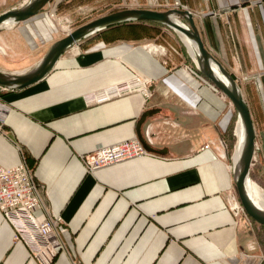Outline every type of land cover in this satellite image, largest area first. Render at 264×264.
Returning <instances> with one entry per match:
<instances>
[{"label": "crops", "instance_id": "1", "mask_svg": "<svg viewBox=\"0 0 264 264\" xmlns=\"http://www.w3.org/2000/svg\"><path fill=\"white\" fill-rule=\"evenodd\" d=\"M27 1L0 0V15ZM131 8L192 13L204 48L248 106L250 178L264 190V0H50L0 25V70L23 74L72 30ZM135 80L119 96L86 99ZM0 102V168H32L60 219L66 247L48 264H264V225L241 210L233 182L236 110L175 29L150 21L102 28L40 80L0 86ZM138 128L155 152L88 169L95 150L134 139ZM0 264H41L1 215Z\"/></svg>", "mask_w": 264, "mask_h": 264}, {"label": "water", "instance_id": "2", "mask_svg": "<svg viewBox=\"0 0 264 264\" xmlns=\"http://www.w3.org/2000/svg\"><path fill=\"white\" fill-rule=\"evenodd\" d=\"M50 0H28L21 7L9 10L0 15V25L3 22H19L38 13ZM173 15L182 17L187 26L180 25ZM127 21H150L167 25L183 33L195 46V58L200 72L208 78L230 100L239 117L244 135L239 157L233 169V182L245 213L255 222L264 225V209L256 206L248 194L246 187L250 179V166L255 149V130L252 118L240 89L213 56L204 48L195 26L193 15L185 9L172 8L166 11H156L144 8L123 9L96 18L72 30L65 37L55 41L45 53L41 61L29 71L12 75L0 70V86L7 89H18L28 86L43 78L53 67L57 59L74 43L85 36L107 26ZM137 137L145 149L155 152L143 139L139 128Z\"/></svg>", "mask_w": 264, "mask_h": 264}, {"label": "built area", "instance_id": "3", "mask_svg": "<svg viewBox=\"0 0 264 264\" xmlns=\"http://www.w3.org/2000/svg\"><path fill=\"white\" fill-rule=\"evenodd\" d=\"M137 83L135 80L113 85L101 94L87 95L86 99L89 103H95L119 96L126 91V87ZM6 111V105L0 102V120ZM207 147V144L204 145V148ZM148 151L138 137H134L130 141L95 150L86 158V164L89 170H94L127 156ZM36 211H40L41 216ZM0 215L12 229L14 242L22 244L29 257L41 264H48L56 251L66 247L62 240L60 219L50 213L45 193L34 176V170L26 164L0 168Z\"/></svg>", "mask_w": 264, "mask_h": 264}, {"label": "bare ground", "instance_id": "4", "mask_svg": "<svg viewBox=\"0 0 264 264\" xmlns=\"http://www.w3.org/2000/svg\"><path fill=\"white\" fill-rule=\"evenodd\" d=\"M173 19L175 21H177V23H179L180 25L183 26V24L179 20H177V18L173 17ZM176 31L180 35L181 39L184 41V43L187 46L188 51L190 52V54L193 57H195V51H196L195 50V46L192 44V42L183 33H181L178 30H176ZM236 122H237V124H236L237 146H236V151H235V154H234V166H235V163H236V161H237V159L239 157L241 143H242V139H243V135H244L243 127H242L241 121H240L238 116H237V121ZM246 187H247V190H248V194H249L250 198L252 199V201L254 202V204L256 206L264 209V192H263V190L259 186L254 184L252 182L251 178L247 181Z\"/></svg>", "mask_w": 264, "mask_h": 264}, {"label": "rangeland", "instance_id": "5", "mask_svg": "<svg viewBox=\"0 0 264 264\" xmlns=\"http://www.w3.org/2000/svg\"><path fill=\"white\" fill-rule=\"evenodd\" d=\"M86 18H84V20H85ZM236 124H237V122L235 123V126H234V133H235V137H236V143H237V136H236ZM235 143V144H236ZM234 152H235V149H234ZM252 182L254 183V184H256L257 186H259L254 180H252ZM260 187V186H259ZM261 188V187H260ZM262 189V188H261ZM263 190V189H262ZM263 192H264V190H263Z\"/></svg>", "mask_w": 264, "mask_h": 264}]
</instances>
